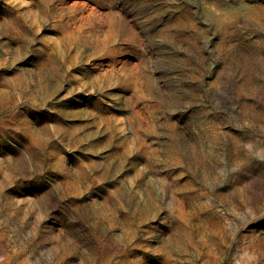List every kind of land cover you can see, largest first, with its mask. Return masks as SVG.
<instances>
[{
  "label": "rangeland",
  "instance_id": "1",
  "mask_svg": "<svg viewBox=\"0 0 264 264\" xmlns=\"http://www.w3.org/2000/svg\"><path fill=\"white\" fill-rule=\"evenodd\" d=\"M0 264H264V0H0Z\"/></svg>",
  "mask_w": 264,
  "mask_h": 264
}]
</instances>
